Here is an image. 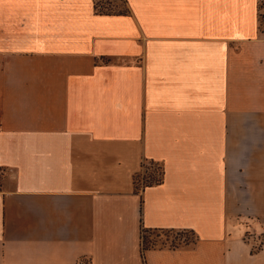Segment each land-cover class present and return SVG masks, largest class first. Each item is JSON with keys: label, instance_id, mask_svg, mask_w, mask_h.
Listing matches in <instances>:
<instances>
[{"label": "crops", "instance_id": "1", "mask_svg": "<svg viewBox=\"0 0 264 264\" xmlns=\"http://www.w3.org/2000/svg\"><path fill=\"white\" fill-rule=\"evenodd\" d=\"M123 1L0 0V264H264V0Z\"/></svg>", "mask_w": 264, "mask_h": 264}, {"label": "rangeland", "instance_id": "2", "mask_svg": "<svg viewBox=\"0 0 264 264\" xmlns=\"http://www.w3.org/2000/svg\"><path fill=\"white\" fill-rule=\"evenodd\" d=\"M105 9L109 11L124 10L123 0H98ZM139 181H142L139 179ZM194 236L190 233L179 231H147L144 234L143 245L153 246H175L189 244L194 241Z\"/></svg>", "mask_w": 264, "mask_h": 264}, {"label": "trees", "instance_id": "3", "mask_svg": "<svg viewBox=\"0 0 264 264\" xmlns=\"http://www.w3.org/2000/svg\"><path fill=\"white\" fill-rule=\"evenodd\" d=\"M94 8H95V11L98 13L115 12V11H109V10L105 9L101 4L98 3V0H95ZM116 12H119V13L126 12V9L124 8V10L116 11ZM143 169H144V172L141 173L142 176L140 173L136 176V180L139 176H141L140 179L142 180L141 184L143 186L158 184L162 181V179H163V167L161 164L154 162V161H149L146 165H144ZM179 232H186V233H190L193 235V233H191L189 231H179ZM194 240H195V238H194ZM192 242H190V243H192ZM149 247H154V246L153 245H146V246L143 245V248H149Z\"/></svg>", "mask_w": 264, "mask_h": 264}]
</instances>
